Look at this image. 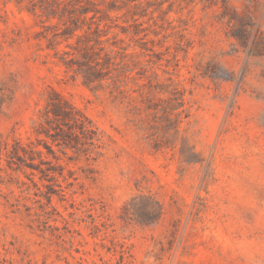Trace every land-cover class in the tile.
<instances>
[{
    "label": "rangeland",
    "instance_id": "374dc122",
    "mask_svg": "<svg viewBox=\"0 0 264 264\" xmlns=\"http://www.w3.org/2000/svg\"><path fill=\"white\" fill-rule=\"evenodd\" d=\"M0 264H264V0H0Z\"/></svg>",
    "mask_w": 264,
    "mask_h": 264
}]
</instances>
